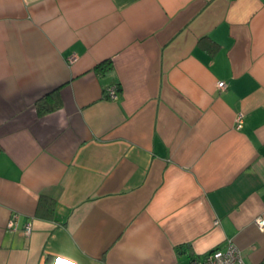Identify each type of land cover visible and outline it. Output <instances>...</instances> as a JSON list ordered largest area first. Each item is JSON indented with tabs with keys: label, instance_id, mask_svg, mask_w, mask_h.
<instances>
[{
	"label": "crops",
	"instance_id": "0c3cea01",
	"mask_svg": "<svg viewBox=\"0 0 264 264\" xmlns=\"http://www.w3.org/2000/svg\"><path fill=\"white\" fill-rule=\"evenodd\" d=\"M258 216L264 0H0V264H264Z\"/></svg>",
	"mask_w": 264,
	"mask_h": 264
},
{
	"label": "built area",
	"instance_id": "2783aa9c",
	"mask_svg": "<svg viewBox=\"0 0 264 264\" xmlns=\"http://www.w3.org/2000/svg\"><path fill=\"white\" fill-rule=\"evenodd\" d=\"M219 89H224L226 83L220 81L217 83ZM108 98H115L117 93L116 85H110L106 89ZM243 114L238 112L235 116V127L240 128L242 125ZM16 215H13L8 223L10 229L16 225ZM255 225L259 229H264V217L258 216L254 219ZM26 233L30 232V224H26L24 228ZM189 264H246L240 249L232 242H229L225 248H215L204 254L191 258Z\"/></svg>",
	"mask_w": 264,
	"mask_h": 264
},
{
	"label": "trees",
	"instance_id": "16d2710c",
	"mask_svg": "<svg viewBox=\"0 0 264 264\" xmlns=\"http://www.w3.org/2000/svg\"><path fill=\"white\" fill-rule=\"evenodd\" d=\"M103 63L104 62H102L100 64H97L95 66V69L98 70L101 73L106 72L109 69V67H110L109 63H106V64L105 63L103 64ZM40 107H41L42 111H47V110L51 109V108L47 107L45 102L43 103V105H40ZM186 248H187L186 246H181L179 249H184L185 250Z\"/></svg>",
	"mask_w": 264,
	"mask_h": 264
}]
</instances>
